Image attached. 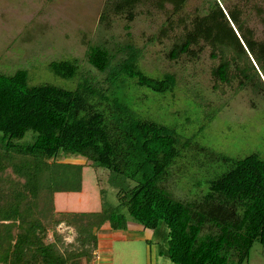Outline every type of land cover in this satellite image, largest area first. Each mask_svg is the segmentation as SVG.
Here are the masks:
<instances>
[{
    "label": "rangeland",
    "instance_id": "rangeland-1",
    "mask_svg": "<svg viewBox=\"0 0 264 264\" xmlns=\"http://www.w3.org/2000/svg\"><path fill=\"white\" fill-rule=\"evenodd\" d=\"M231 10L238 11L256 39L264 40V0H0V76L9 79L24 70L31 89L53 84L76 90L91 84L102 97L93 99L83 115L99 121L104 138L115 143L109 70L92 64V48H106L113 55L112 67L124 63L129 45L142 50L138 66L144 75H171L174 87L160 95L127 77L126 84L113 88L141 118L175 132V159L161 189L213 220L246 226L243 212L249 202L227 198L221 186L240 163L264 160V72L240 41L228 18ZM189 39V51L173 57L172 51ZM59 60L74 63L76 77L55 75L51 64ZM221 63L228 65L225 81L213 74ZM109 176L103 167L84 166L83 191L57 193L56 208L98 211L103 207L101 188L107 190V204H117L118 190ZM40 207L48 209L45 222L51 223L52 206L40 200ZM193 217L198 223L200 215L193 212ZM207 224L202 239L214 231ZM129 225L144 229L131 218ZM57 229L65 242L75 241L74 227L62 223ZM143 231L153 237L151 230ZM147 248L144 241L115 240L99 247L96 264H148ZM155 249L153 264H174L163 263ZM227 264H238L234 253ZM244 264H264L259 240Z\"/></svg>",
    "mask_w": 264,
    "mask_h": 264
},
{
    "label": "trees",
    "instance_id": "trees-1",
    "mask_svg": "<svg viewBox=\"0 0 264 264\" xmlns=\"http://www.w3.org/2000/svg\"><path fill=\"white\" fill-rule=\"evenodd\" d=\"M228 16L264 72V40L256 39L238 11ZM191 45V39L186 40L172 51L173 57L188 52ZM141 55L142 50L129 45L124 63L112 67L113 55L106 48H92V64L109 70L115 143L104 138L99 121L83 115L93 99L102 97L91 84L76 90L53 84L31 89L24 70L9 79L0 76V264H96L102 227L108 223L112 230H128L130 218L153 232L147 241L156 246L163 263L227 264L234 253L238 264H244L255 241L264 245V160L240 163L221 186L227 198L249 202L243 212L246 226L213 220L161 189L175 159V132L141 118L113 88L126 84L129 77L160 95L170 92L175 78L146 77L138 66ZM51 70L63 79L77 75L69 60L53 62ZM227 70L221 63L213 74L225 81ZM28 133L32 136L24 141ZM73 158L86 163L63 162ZM87 165L109 171L118 203L107 204V190L101 188L100 210L58 211L56 193L82 192ZM40 200L53 208L49 224L48 209L40 207ZM193 212L200 215L198 223ZM208 221L214 231L202 239ZM62 223L76 229L74 242H65L58 231Z\"/></svg>",
    "mask_w": 264,
    "mask_h": 264
},
{
    "label": "crops",
    "instance_id": "crops-1",
    "mask_svg": "<svg viewBox=\"0 0 264 264\" xmlns=\"http://www.w3.org/2000/svg\"><path fill=\"white\" fill-rule=\"evenodd\" d=\"M58 193H60V192H58ZM56 195H57V193H56ZM56 195H55V207H56V200H57ZM58 211H60V210H58ZM130 228L131 227H129V230H112L108 223L105 224L100 231L99 247L106 245V244H110L115 240L116 241H134L135 243H137L139 241L140 242L144 241L148 245L145 257L146 258L148 257V264H153L152 263L153 257L151 256V253L153 252L152 250H154V247L156 248V246L153 244L152 245L149 244V242L147 240L150 238L147 237L146 232L143 231L144 229L135 230V229H130ZM155 252L157 254L156 249H155ZM156 260H157V256H156ZM102 264H112V263H105L104 262Z\"/></svg>",
    "mask_w": 264,
    "mask_h": 264
}]
</instances>
